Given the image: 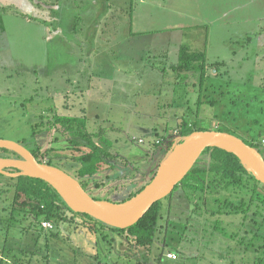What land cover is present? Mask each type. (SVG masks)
I'll list each match as a JSON object with an SVG mask.
<instances>
[{
  "label": "rangeland",
  "instance_id": "374dc122",
  "mask_svg": "<svg viewBox=\"0 0 264 264\" xmlns=\"http://www.w3.org/2000/svg\"><path fill=\"white\" fill-rule=\"evenodd\" d=\"M181 44L206 50L202 84L200 70L173 69ZM174 115L264 139V0H0L1 138L52 147L45 160L71 170L64 156L79 154L71 140H83L53 124L58 116L81 118L116 154L97 174L105 184L88 193L119 202L165 159L156 141L165 129L178 130ZM8 177H0V264H264L259 236L248 249L239 227L215 232L212 222L188 241L187 255L168 258L184 243L185 216L165 228L159 261L163 243L148 259L111 240L117 233L89 231L78 218L52 240L31 215L10 224L15 182ZM175 210L189 212L185 201Z\"/></svg>",
  "mask_w": 264,
  "mask_h": 264
},
{
  "label": "trees",
  "instance_id": "16d2710c",
  "mask_svg": "<svg viewBox=\"0 0 264 264\" xmlns=\"http://www.w3.org/2000/svg\"><path fill=\"white\" fill-rule=\"evenodd\" d=\"M220 63L222 62L217 61L213 65ZM208 65L205 49L194 50L188 44H181L178 60L174 63L173 69L178 72L200 70L202 84ZM55 120L53 125L63 129L65 135L71 136L74 133L83 140H71L76 150L80 151L79 154L74 153L69 159L68 156H64L66 158L63 159L64 165L72 172L62 169L78 179L87 191L89 188L94 189V187L103 186L105 179L103 177L98 178L97 174L114 165L109 162L110 158L116 157V154L114 155L109 149L112 142L100 133L88 131L85 123L81 122L82 119L79 117L58 116ZM177 128L176 133L175 130L165 129V133L158 137L168 142L159 145L165 154H168L176 143L182 142L185 136L193 131L210 129L199 126L194 120L186 121L184 118L178 123ZM215 129L224 131L219 128ZM34 131L36 130L34 129ZM244 140L262 153L259 148L260 145L264 144L262 139L249 138ZM52 149L49 147L43 151L41 146H37L30 150L38 161L55 165L52 160H45V155ZM262 155L264 156L263 153ZM0 156L20 157L16 152L5 148H0ZM68 162L71 163L68 164ZM10 170L16 171V169ZM4 176L0 173V177ZM8 179L15 182L13 208L9 218L10 224L18 226L23 217L30 215L39 223L43 220L50 221L53 227L48 229L49 236L47 237H51L52 240L59 238L58 228L72 221L77 222L76 219L78 218L81 219L82 225L88 227L89 231L107 229L117 233V235H112L111 240L119 243H130L129 245L134 248L130 249L131 251L141 250L148 259L154 253L153 251H157L156 248L161 247L163 243L161 251L156 256L154 255V259L159 261L167 246L164 238L166 227H173L175 225L173 221L176 219L183 220V216H185L182 221L183 232H181L184 243L179 248L170 249L177 252L175 253L176 258L178 255H187L186 245L188 241L193 242L201 236V225L206 222H212L210 227L215 232L224 231L225 224L236 225L239 227L236 233L240 232L242 235L241 241L243 238L248 239L245 248H256L254 240L257 236H259L260 241L263 240L264 242V184L254 177L237 155L219 147L206 148L187 176L176 185L173 192L154 203L138 222L127 228L112 227L89 214L73 211L56 189L43 179L30 176L8 177ZM145 186L146 184H141L137 190L131 189L121 201L136 195ZM177 192L178 201L176 199ZM176 201L177 203H175ZM183 201L186 202L189 212L182 210L181 214L175 210V207L177 204L180 206ZM186 212L188 214H185ZM20 214L23 216L18 218L17 216ZM173 216L178 218L175 219ZM119 235L123 237L120 240ZM259 247L264 249V243H260Z\"/></svg>",
  "mask_w": 264,
  "mask_h": 264
},
{
  "label": "water",
  "instance_id": "95a60500",
  "mask_svg": "<svg viewBox=\"0 0 264 264\" xmlns=\"http://www.w3.org/2000/svg\"><path fill=\"white\" fill-rule=\"evenodd\" d=\"M208 147L234 153L264 184V156L260 150L235 134L216 129L195 130L185 136L159 164L151 181L136 195L121 202L94 198L78 179L62 168L38 161L23 143L1 137L0 148L12 150L20 157L0 156V173L13 178L43 179L56 189L73 211L89 214L112 227L127 228L138 222L154 203L171 194Z\"/></svg>",
  "mask_w": 264,
  "mask_h": 264
},
{
  "label": "built area",
  "instance_id": "2783aa9c",
  "mask_svg": "<svg viewBox=\"0 0 264 264\" xmlns=\"http://www.w3.org/2000/svg\"><path fill=\"white\" fill-rule=\"evenodd\" d=\"M177 131L175 130V133H176ZM138 142H140V143H143L144 142V140L143 139H138ZM262 142L264 143V139H262ZM156 143L157 144H165V143H168V142H166L165 141V139H161V138H157V141H156ZM42 226L44 227V228H46V229H51L52 227H53V224L50 222V221H47V220H43L42 222ZM176 254L175 253H173V252H169L168 253V258H173V259H176Z\"/></svg>",
  "mask_w": 264,
  "mask_h": 264
},
{
  "label": "crops",
  "instance_id": "0c3cea01",
  "mask_svg": "<svg viewBox=\"0 0 264 264\" xmlns=\"http://www.w3.org/2000/svg\"><path fill=\"white\" fill-rule=\"evenodd\" d=\"M197 101H199L198 99H197ZM170 103H168V105H169V107H172V108H174V102H173V100H170L169 101ZM185 103V102H184ZM179 105H182V104H179ZM178 105V106H179ZM173 116V115H172ZM171 116V117H172ZM175 116V118H173V119H175L178 123L181 121V120H183V118H179L177 115H174ZM178 123H177V125H178Z\"/></svg>",
  "mask_w": 264,
  "mask_h": 264
}]
</instances>
